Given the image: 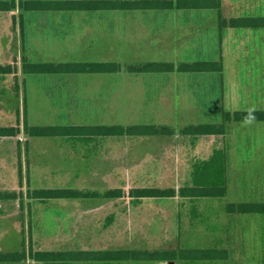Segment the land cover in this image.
Here are the masks:
<instances>
[{"label":"rangeland","instance_id":"1","mask_svg":"<svg viewBox=\"0 0 264 264\" xmlns=\"http://www.w3.org/2000/svg\"><path fill=\"white\" fill-rule=\"evenodd\" d=\"M20 1L15 0L16 7L11 11L0 12V63L14 66L13 73L0 80V127L21 129L17 135L0 136V192L7 194L0 198V252L173 249L179 253L183 248L217 247L228 250L226 260L186 261L178 256L176 264H264V213H232L227 207L232 202L264 201V121L227 124L226 134L218 144L228 150L226 196L185 198L177 195L134 200L130 196L134 187L179 189L191 183L194 163L207 158L211 145L206 142L199 154L192 157V154L174 153L173 149L165 152L163 142L148 144L152 139L173 141V136H112L93 139L86 145L79 140L72 141L71 137L27 134V124L45 126L60 122L62 109L51 103L24 72L23 65L28 61L119 62L120 71L90 75L83 84L82 93L89 100L92 116L98 117L91 120L90 114L82 119L74 115V119L128 125L149 122L155 116L157 124L173 125L175 132L180 128L181 132L190 124L209 120L200 110L193 109L196 98L190 74L185 75L186 82L181 77L175 78L178 89H185L183 104H173V90L169 85L154 103L146 106L142 77L128 72L126 65L151 60H170L176 64L197 61L196 48L182 44L174 31L156 41L147 26V18L140 14L133 18L130 12L126 16L121 12L113 16L115 31L96 14L59 12L53 16L52 24L59 23L62 33H56L51 26V30L42 32L33 24L22 22L24 9ZM227 1L235 4L231 8L226 6L225 16H238L247 7L242 0ZM260 7L264 13V0ZM224 30V43L220 47L224 64V108L228 111L261 108L244 103L249 98L247 89L243 88L248 81L242 76L248 78V74L238 70L239 66L251 67L249 81L264 87V77L256 70L261 67L260 63L235 65L233 59L247 54L264 57L263 29ZM248 31L254 33V38L245 36ZM240 51L247 54H238ZM164 101L173 105L167 109L163 107ZM174 147L177 151L181 148ZM59 187L100 193L122 188L125 195L42 199L35 194ZM163 262L168 260L69 264ZM0 264L44 263L27 257Z\"/></svg>","mask_w":264,"mask_h":264},{"label":"trees","instance_id":"2","mask_svg":"<svg viewBox=\"0 0 264 264\" xmlns=\"http://www.w3.org/2000/svg\"><path fill=\"white\" fill-rule=\"evenodd\" d=\"M16 7L15 0H0V12L11 11ZM20 7L24 9L21 15L23 23L33 24L42 32L54 26L53 16L59 12L97 11L107 15L118 9H172L178 8H219L222 0H21ZM222 18V16H221ZM226 27L264 28V16H240L230 20L222 19L220 35ZM200 56L197 61L151 60L146 62L128 63V72L143 73L154 87L147 100L154 98V93L165 82H168L172 72L189 73L192 76L191 85L196 96L197 105L202 114L209 120L199 124H190L182 129V134L199 137L202 135H220L227 131V124L233 121L252 122L264 121V110L245 109L228 111L223 101V72L221 50L210 41L203 43L197 49ZM28 74L51 98L54 105L65 108L60 114L64 123L45 126L27 124L25 131L32 136L71 137L76 140L89 141L95 138L112 136H160L175 133L167 125L154 122L136 124H106L102 122L79 123L72 119L73 114L81 116L89 114L84 98L79 94L83 74H105L121 70V64L115 61H28L23 65ZM12 64L0 63V80L3 76L13 73ZM19 127H0V136L17 135ZM191 183L175 187L143 186L130 190L134 200L147 197L165 198L180 195L185 198L224 197L228 192V164L225 148H217L209 158L196 161L193 165ZM39 198H90L105 196L107 198L123 197L122 188L109 189L104 193L85 191L75 188H50L35 192ZM7 194L0 192V198ZM9 196V195H8ZM232 213H264V201L229 203ZM186 261L226 260L229 257L227 249L217 247L183 248L176 250L150 249H106V250H32L27 252H0V262H19L30 257L44 264H69L80 261H129L152 260L156 262L176 259Z\"/></svg>","mask_w":264,"mask_h":264},{"label":"crops","instance_id":"3","mask_svg":"<svg viewBox=\"0 0 264 264\" xmlns=\"http://www.w3.org/2000/svg\"><path fill=\"white\" fill-rule=\"evenodd\" d=\"M176 1V0H175ZM237 1H241V0H237ZM244 1V4H247V7L244 9V13L238 15V16H225L224 15V11L226 6H229L230 8L232 6L230 5H234L235 3H231L228 2L227 0H222V7L221 9L219 8H200V9H192V8H178V7H174L172 9H130V10H126V9H118V10H113L111 13H108L107 15H102V11L101 10H97V11H87V13L89 14H96L98 16V18L100 19V21L104 22V24H106L107 26H109L111 31H115L116 30V22L115 19L113 18V16H117V14L119 12H121V14L124 16H126L127 14H132L133 18H136V16L140 15H144L147 18L148 21V27H149V31H151L154 35L152 38L153 39H157L156 41H159V39L162 38V35L167 34L168 32H175V36L176 39L180 40L182 42V44H188V46L190 47H195L196 48V52L197 49L199 47L202 46L203 43H207V42H212L216 48L220 49V47H223V43H224V29L226 28H234L235 30L237 29H242V28H236V27H226L223 29L222 34L220 35V23L221 20L223 19H227L230 20L232 18H236V17H240V16H263L264 13L262 12V8L260 7L261 5V1L263 0H258L260 2H251V1H257V0H242ZM239 4V3H237ZM65 13L67 14L68 12L65 11ZM222 16V18H221ZM54 26H51V29L54 28L56 33H60L61 29L59 26V23L53 24ZM48 28V30H51ZM245 29H253V30H262L264 32V28H245ZM249 32V31H248ZM62 33V32H61ZM263 36L262 38H264V33H262ZM249 35H252V38H254V33H247L245 34V36L249 37ZM235 36V35H234ZM242 37V36H241ZM238 38V36L236 37ZM233 40H235V38H232ZM255 40V39H254ZM255 44V43H254ZM221 50V49H220ZM221 55V60L223 62V52L221 51L220 53ZM238 54H247V52H238ZM198 57L200 58L198 52H197ZM258 58V59H256ZM261 60V61H258ZM166 61H170V60H166ZM141 62H146V61H141ZM233 63L235 65H249V64H253V63H260L261 67L256 68V70H259L261 72V77H264V57H254V56H249L247 55H237L234 57L233 59ZM254 69V68H253ZM238 70L240 72H242V74H248V78L246 79L245 76H242V79H244L245 81H248V83L243 87L244 89H247V93L246 95L249 96V98L244 102L247 105H256V107H261V108H252V109H262L264 110V87H262L259 84H252L249 81V74L250 71L252 70L251 67H243L242 68L239 66ZM178 72V73H177ZM116 72L113 73H105V74H114ZM131 73V72H130ZM132 73H138L140 74V76L142 77V81L145 85V99H144V104L146 106H150L152 103H154L155 99L157 97H159L160 95H162V92L164 90H166L168 88V86H172L171 89L173 90V104L176 103H180L183 104V93L184 90L182 89H178L177 84L175 82V78L177 77H181L185 80L186 82V74L189 73H184V72H180L178 70L174 71L171 73L170 75V79L168 82H165L163 84V86L157 90L153 95L154 98H152L151 100H147V96L151 93H149L151 90H153L154 87H150V84L147 82V79L145 77V75L143 73H139V72H132ZM105 74H100V75H105ZM90 75H96V74H83L81 77V84H80V89H79V94L84 98L86 106L89 108V114H90V118L92 120L97 118L98 116H92V111L90 109V106L88 104V99L83 95L82 93V89H83V84H86L87 81L90 79ZM190 80H192V76L190 74ZM241 80V78H239ZM184 82V83H185ZM45 95L50 99L51 103L53 104L51 98L48 96V94L41 89ZM193 92V89H192ZM149 93V94H148ZM194 94V92H193ZM195 96V95H194ZM196 98V96H195ZM224 101V100H223ZM248 101V102H247ZM165 103V101H164ZM156 104V103H155ZM171 104V105H173ZM54 105V104H53ZM171 105L165 103L163 105V107L169 109L171 107ZM57 106V105H54ZM263 106V108H262ZM57 107H61V106H57ZM198 109V105H197V100L195 102V106L193 107V109ZM61 113L63 111H65V108L61 107ZM60 113V114H61ZM60 114H59V118H60ZM88 115H78V114H73L71 117L73 120L74 119V115H78L79 117L85 118L88 117ZM64 120L60 118V122H55V123H48L47 125L50 124H58V123H64ZM77 121V120H75ZM78 122V121H77ZM87 122H97V121H85V122H79V123H87ZM147 122V121H146ZM149 122H154L156 123V119L155 116L153 118V120H150ZM252 122H261V121H252ZM102 123H106V122H102ZM108 124V123H106ZM157 124V123H156ZM159 125V124H158ZM161 125H167V124H161ZM167 126H173V125H167ZM175 127V126H174ZM183 128V127H182ZM181 129V128H180ZM180 129H176V132L171 134V135H160V136H173V141L171 139L167 140H156V139H152L150 141H148L149 145H156V144H162V142L164 143V147L162 150L169 151L171 149H173L174 153L179 154L178 152H181L183 155L187 154L190 155L192 154V157L197 156L199 154V150L202 149L205 145L206 142H208L211 145V148L209 149V151L207 152L208 156L207 158H209L213 151L217 148H224L222 146H218V144L221 143V137H224L225 134H220V135H202L199 137H194V136H190V135H184L181 132H179ZM155 136V135H154ZM154 136H148V137H154ZM66 138L65 136H61V137H57V138ZM140 137H147V136H137V138ZM103 138V137H101ZM97 139V138H95ZM70 140V138L68 139ZM72 141H77L76 139H72ZM92 140L89 141H81L79 140L78 142H82L84 144H89L91 143ZM165 145H171L170 147H167ZM176 145H180V149H177L174 147ZM152 147V146H151ZM149 148V151H152V148ZM160 150V148H159ZM158 151H153L154 152H159ZM226 150V149H225ZM203 153H205V151L202 150ZM226 153H228V150L226 151ZM228 158V157H227ZM228 160V159H227ZM228 193V192H227ZM227 195V194H226ZM204 198V197H203ZM75 216V215H73Z\"/></svg>","mask_w":264,"mask_h":264},{"label":"water","instance_id":"4","mask_svg":"<svg viewBox=\"0 0 264 264\" xmlns=\"http://www.w3.org/2000/svg\"><path fill=\"white\" fill-rule=\"evenodd\" d=\"M162 264H176V260L175 259H171V260H168V262H163Z\"/></svg>","mask_w":264,"mask_h":264}]
</instances>
